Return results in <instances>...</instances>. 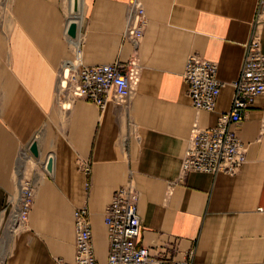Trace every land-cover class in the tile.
<instances>
[{
  "label": "crops",
  "instance_id": "crops-1",
  "mask_svg": "<svg viewBox=\"0 0 264 264\" xmlns=\"http://www.w3.org/2000/svg\"><path fill=\"white\" fill-rule=\"evenodd\" d=\"M128 2L80 0L74 13L70 0H0V234L26 169L33 165L36 175L26 227L3 264L73 263L74 211L82 206L91 214L96 258L106 264L105 211L131 174L140 193L139 244L151 253L264 264V98L232 128L247 147L236 175L180 179L194 125L215 127L231 109L258 0H142L148 26L138 46L126 37ZM74 19L76 39L67 35ZM78 52L85 66L137 55L141 74L128 104L109 101L102 110L66 92ZM193 54L218 66L224 87L214 112L192 105L184 73ZM82 162L91 164L89 176Z\"/></svg>",
  "mask_w": 264,
  "mask_h": 264
},
{
  "label": "built area",
  "instance_id": "built-area-1",
  "mask_svg": "<svg viewBox=\"0 0 264 264\" xmlns=\"http://www.w3.org/2000/svg\"><path fill=\"white\" fill-rule=\"evenodd\" d=\"M128 29L126 37L138 46L148 26V18L142 0L128 2ZM68 30V28H67ZM264 32V0H258L252 33L246 45V53L239 77L233 83L234 96L231 109L219 115L212 128L194 125L182 159L181 178L190 173L211 175H236L247 161V147L232 128L244 121V113L253 105L256 97L264 98V54L262 36ZM73 67V68H72ZM68 85L72 98L88 101L104 109L109 101L128 104L141 74V66L135 54L127 63L85 66L80 52L77 61L68 65ZM216 63L197 55L187 61L184 81L194 108L214 112L224 84L218 79ZM86 175L91 173L89 162L80 163ZM90 183H87L89 188ZM19 198V219L25 228L35 198V186L19 184L18 193L9 199L10 217L15 213L14 199ZM140 193L132 175L128 182L113 195L105 211L108 230L109 255L106 264H199L192 258L171 260L169 254L151 253L139 244L141 218L138 210ZM90 211L87 206L74 211L76 254L73 263L101 264L96 258ZM8 220V221H9ZM11 224V222H10Z\"/></svg>",
  "mask_w": 264,
  "mask_h": 264
},
{
  "label": "rangeland",
  "instance_id": "rangeland-1",
  "mask_svg": "<svg viewBox=\"0 0 264 264\" xmlns=\"http://www.w3.org/2000/svg\"><path fill=\"white\" fill-rule=\"evenodd\" d=\"M73 1L74 0H70V2L73 4ZM68 83V82H67ZM71 85H72V82L70 81V85H69V87L66 89V92H69L70 91V87H71ZM32 166L33 165H31L29 168H27L26 169V174L22 177V179H20V181L24 184V185H26V184H29V185H31V186H35L36 185V175L34 174V172H33V169H32ZM132 175V174H131ZM130 175V176H131ZM132 177H133V175H132ZM130 178V177H129ZM129 180V179H128ZM128 182V181H127ZM135 183V182H134ZM136 185V184H135ZM123 187V186H122ZM113 198V197H112ZM19 202H20V200H19V198H17L16 197V199H15V201H14V203H15V213H16V207H18L19 206ZM139 203V202H138ZM108 207V206H107ZM107 209V208H106ZM15 213L13 214V217H14V215H15ZM12 217V220L10 221H8V223H6V225L4 226V228L2 229V232H1V234H0V248H1V250H0V264H3V257H4V251L6 250L7 251V249L9 250V248H10V245H11V243H12V241H13V239H14V237H15V235L18 233V232H16L18 229H19V227H16V229L15 228H13V220H14V218ZM10 222H11V224H10ZM24 227V226H23ZM23 227L19 230V231H21L22 229H23ZM16 232V233H15ZM7 253V252H6Z\"/></svg>",
  "mask_w": 264,
  "mask_h": 264
},
{
  "label": "water",
  "instance_id": "water-1",
  "mask_svg": "<svg viewBox=\"0 0 264 264\" xmlns=\"http://www.w3.org/2000/svg\"><path fill=\"white\" fill-rule=\"evenodd\" d=\"M73 12L74 13L80 12V0L73 1ZM78 29H79V24L77 21L70 22L67 30V35L72 39H76L78 35ZM32 151L34 152V154H38L37 145H33ZM45 171L49 175H52L54 172V159L52 156H50L47 160V163L45 165Z\"/></svg>",
  "mask_w": 264,
  "mask_h": 264
},
{
  "label": "bare ground",
  "instance_id": "bare-ground-1",
  "mask_svg": "<svg viewBox=\"0 0 264 264\" xmlns=\"http://www.w3.org/2000/svg\"><path fill=\"white\" fill-rule=\"evenodd\" d=\"M72 21H77V22H79L78 20H71L70 22H72ZM73 68V67H72ZM19 207V206H18ZM18 207H16V213H15V215H14V220H13V228H15L16 229V227H21V222H20V219H19V212H18Z\"/></svg>",
  "mask_w": 264,
  "mask_h": 264
}]
</instances>
